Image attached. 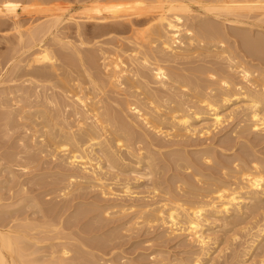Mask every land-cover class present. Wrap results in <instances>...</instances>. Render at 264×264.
Returning <instances> with one entry per match:
<instances>
[{
  "label": "bare ground",
  "instance_id": "1",
  "mask_svg": "<svg viewBox=\"0 0 264 264\" xmlns=\"http://www.w3.org/2000/svg\"><path fill=\"white\" fill-rule=\"evenodd\" d=\"M43 1L51 0H0V29L6 18L12 23L6 24L10 30L6 33L12 35L2 34L6 51L0 52V126L3 136L8 131L19 133L8 132L15 140L18 137L12 142L15 150L0 158V164H6L1 173L10 170L11 178L16 177L15 185L11 182L14 186L6 181L7 194H0V264H87L67 260L73 250L70 240L76 239L67 232L64 210L60 213L57 205L50 204L52 211L58 207L57 213L46 217L44 211L51 210L50 191L41 196L49 201L46 210H38L44 214L35 210L42 215L36 217L39 222L28 219V214L21 218L11 213L10 208L35 200L31 193L37 186L32 180L42 173L21 177L29 169L33 172L32 165L51 168L52 159L59 161L57 171L65 169L55 171L62 176L56 178L59 184H65L57 185L64 199L73 188L97 190L98 200L108 199L105 206L113 209H107L109 218L122 220L118 226L139 231L159 225L164 228L161 233L185 234L191 246H199L189 258L191 263L211 256L223 241L234 246L233 240L236 248L221 254L219 264H264V159L227 153L238 137L220 140L221 149L202 142L235 120L238 135L242 130H264V74L254 66L257 58L250 63V57L249 62L239 55L242 47L251 57L260 55L264 60V36L260 35L264 0H79L78 16L67 14V9L46 7ZM37 12L42 16L33 18ZM21 13L31 15L26 25ZM196 145L199 148L191 149ZM223 155L227 158L222 161ZM36 161L37 165L32 164ZM169 170H175L174 174L161 177ZM132 180H144L147 187L141 186L150 193L149 197L143 194L147 199L131 200L136 194ZM74 182L79 186L71 188ZM118 183L120 192L112 186ZM103 212L99 213L103 216ZM218 226L224 240L216 236ZM45 242L51 245L47 255L34 246ZM252 250H257L255 255ZM158 252V264L186 263ZM214 259L209 257L212 264Z\"/></svg>",
  "mask_w": 264,
  "mask_h": 264
},
{
  "label": "rangeland",
  "instance_id": "2",
  "mask_svg": "<svg viewBox=\"0 0 264 264\" xmlns=\"http://www.w3.org/2000/svg\"><path fill=\"white\" fill-rule=\"evenodd\" d=\"M72 1V2H71ZM28 3H29V1H27ZM49 2V3H48ZM56 2V3H55ZM28 3H26L25 1H24V4L26 5V4H28ZM61 3H64V4H61ZM43 4L46 6V7H52V8H63V9H65L64 11H66V9H67V14H73L74 13V15H76V16H78V14H79V12L81 11V4H82V2L80 1V3H79V0H51V1H47V3H46V1H43ZM57 4V5H56ZM40 5H42L41 3H40ZM39 5V6H40ZM44 5H42L43 6V8H45V6ZM80 5V6H79ZM36 7V6H35ZM37 7H38V5H37ZM62 9V10H63ZM70 9V10H69ZM80 9V10H79ZM79 11V12H78ZM78 12V13H77ZM37 14H38V16H42V13H34V17L33 18H37L38 16H37ZM41 14V15H40ZM43 14H45V13H43ZM24 17H23V16ZM30 16V18H31V15L30 14H25V13H21V16H20V18H21V21L26 25L27 23H28V20L30 19H28V16ZM8 18H6V21H10V20H7ZM26 20V22H24L25 20ZM28 19V20H27ZM6 21H5V23H6ZM6 23V24H9V23ZM37 22H39V21H37ZM10 23H11V21H10ZM6 24L3 26L4 28H2V29H5L6 28ZM11 25H12V23H11ZM65 25H67V24H64V26ZM9 27H10V24H9ZM2 29H0V31L2 32H0V52H4V51H6L5 50V47H6V45L4 46V42H5V44H6V39H4L2 36L3 35H9V33H10V36L12 35L11 34V32H8V33H6V30L8 31L9 29H8V27L4 30L5 31V33H3V30ZM10 31V30H9ZM12 31V30H11ZM14 31H12V33H13ZM257 32V31H256ZM3 34V35H2ZM257 34V33H256ZM264 34V30H263V33L262 32H260V35H261V37L262 36H264L263 35ZM3 38V39H2ZM3 42V43H2ZM2 49H3V51H2ZM242 50V47L239 49V51L241 52V54L239 53V55H240V58H242V55L246 58V60L247 61H249V59H250V63H253V61L256 59L257 60V62H254V66H255V68H257V69H260V71L258 72L259 74L260 73H262V74H264V60L262 59V58H260V55L257 57V56H253V57H251L250 56V52L249 51H247V50H245L244 51V48H243V50ZM243 51H244V53H243ZM247 51V52H246ZM248 54V55H247ZM0 56H1V53H0ZM243 57V58H244ZM250 57V58H249ZM242 58V59H243ZM244 58V59H245ZM255 58V59H254ZM1 59V58H0ZM2 60V59H1ZM1 60H0V70H1ZM255 60V61H256ZM260 61V62H259ZM256 63V64H255ZM258 63V64H257ZM225 64V63H224ZM224 64H223V66H224ZM262 64V65H261ZM226 65V64H225ZM257 65V66H256ZM253 66V67H254ZM262 69H263V71H262ZM238 75V74H237ZM236 75V78L238 77ZM237 80H240V77L239 78H237ZM0 121H1V118H0ZM237 120H235V121H233V122H231L230 124H228V127L227 126H224V127H222L221 129L222 130H224V132L223 131H221V129H217L212 135L213 136H211L209 139H204V138H202V142L204 143V145H213L214 147L216 146L218 149L220 148H222V144L221 143H219L220 142V140H222L223 138H231L232 140H234V138H236V137H238V138H236L235 139V141L236 142H232V144H233V146L231 145V147H232V149L231 150H227L226 152L227 153H233V154H237V155H239V156H241L242 155V157H244V154L245 155H254V156H258V157H260L261 159H264V130H262V131H259V130H257V129H255V130H252V131H250V130H245V128L243 127L242 128V126L240 127L241 128V130L242 129H244L245 131H244V133H242V131H240L241 133L238 135L237 134V130H235V122H236ZM1 123V122H0ZM199 124V123H198ZM201 124V123H200ZM197 126H199V125H197ZM227 127V128H226ZM3 128V127H2ZM2 128H1V126H0V134L2 135H0V137H2V138H0V143H3V142H1V139H3V140H6L7 141V139H8V141L5 143L4 142V144L5 145H10L9 143H11V145L10 146H5L4 144H0V158L3 156V155H10V154H6V153H12V152H10V150L11 151H14L15 150V148H11L14 144H15V142L14 143H12L13 141H16V140H18V137H17V139L15 140V138L14 137H11V136H18V130H17V133L15 132V131H13V132H11V131H8L7 129H6V131H8V132H10V133H12V134H10V133H8V132H6L7 134H8V137L6 136L7 134L6 133H4V134H6V135H4L3 136V132H5V131H1L2 130ZM225 128H226V130H225ZM230 128V129H229ZM234 128V129H233ZM240 128H238V131H239V129ZM5 129V128H4ZM237 129V128H236ZM235 131V132H234ZM249 131V132H248ZM14 132L16 133V134H14ZM251 132V133H250ZM262 132V133H261ZM227 133H229V134H227ZM232 133V134H231ZM235 133H236V135H235ZM10 134V135H9ZM215 134H216V136H215ZM245 134V135H244ZM260 136H259V135ZM258 135V136H257ZM6 136V138H4ZM10 136V137H9ZM223 136H225V137H223ZM228 136V137H227ZM257 136V137H256ZM253 138V139H252ZM12 139H14V140H12ZM197 139H198V137H197ZM196 139V140H197ZM9 140L11 141V142H9ZM194 140H195V138H194ZM199 141H201V139L199 138L198 139ZM204 140V141H203ZM205 140H206V144H205ZM213 140V141H212ZM244 141V142H242V141ZM263 140V141H262ZM198 141V142H199ZM212 141V142H211ZM262 141V142H261ZM9 142V143H8ZM202 142H200V143H202ZM240 142V143H239ZM255 142V143H254ZM203 143H202V145H203ZM216 143H218L217 145H216ZM221 144V145H220ZM243 144H245V145H243ZM256 144V145H255ZM240 145V146H239ZM247 145V146H246ZM1 146H3V147H1ZM7 147V148H5V147ZM198 145H196V147L195 146H192L191 147V149H195V148H199V147H197ZM220 146V147H219ZM242 146V147H241ZM245 146V147H244ZM11 148V149H9V148ZM237 147V148H236ZM3 149V150H2ZM5 149V150H4ZM8 149V150H7ZM12 149H14V150H12ZM170 149V148H169ZM242 149V150H241ZM8 152H7V151ZM164 150H166V149H164ZM238 150V151H237ZM250 150V151H249ZM253 150V151H252ZM2 151H5L4 153H2ZM220 151V150H219ZM240 151V152H239ZM251 151H252V153H251ZM258 153H257V152ZM225 152V153H226ZM256 152V153H255ZM247 153V154H246ZM261 156H260V155ZM230 155V154H229ZM224 156V155H223ZM221 156V159H222V161L225 159V157L227 158V156ZM231 156V155H230ZM168 157V156H167ZM246 158H248L247 156H245ZM162 158L160 157V159H159V161H162V163L164 162L163 160H161ZM45 160V159H44ZM48 160H50V159H48ZM53 161H55V160H57V159H52ZM51 160V161H52ZM43 160H41V162L40 163H43L42 162ZM52 161V163H53V165H52V163H50L51 165H50V167L51 168H49V166H48V168L50 169V170H48V168H41V169H39V167L38 166H40L41 164H39L38 166H36L37 168H38V170H37V168L35 169V165L33 166L32 165V167H34L33 169L31 168V170L34 172H32V173H30L31 171H30V169L29 170H27V172L29 171V173L28 174H25L24 176H22L21 177V179L23 180L24 178H28V176L30 175H35V174H37V173H42L41 174V176H38L36 179H37V181H36V179H34V180H32L33 182H36V186H37V191L35 190V187H34V184H32L31 185V187L33 186L34 187V190H35V192L34 191H32V195H34V198H35V200H26V201H24V203L22 202V203H20V205L18 204L17 206H14V208H15V210L13 209V207L12 208H10V209H12L11 210V213H12V215L13 214H15V216H17V214H18V217H20L21 216V218H26L28 215V219H32L33 218V220H37V216H38V218H42V215L41 214H44V213H46V215H48V216H46V217H50V216H52V215H54L55 214V212H56V210L58 211V212H60V211H62V213H63V210H64V213L65 214H62V217L65 219L66 218V225L68 226H66L67 227V229L69 228V230H67V232H72L73 233V237H74V239H76V240H74V241H72V240H70V242H71V245H73L72 247H70V250H71V248H73V250H71V252L68 254V255H66L67 256V260L69 261H74V262H83V263H85V261H87L86 263L87 264H89V263H91V264H95V262H93L94 260H96V261H98L96 264H104V262H105V264H155L156 263V261H157V264H158V262H159V260L160 259H158L159 257H161V256H156L157 255V252L159 251V252H161V253H159V254H165V256H168V257H171V258H174V257H176V258H181V259H184V261H180V262H183V263H185V264H195V263H191V262H189L191 259H189V258H192L193 259V255H194V253L196 252V247H197V249L199 250V246H197V244H192V246L190 245L191 243V241H186L187 239H186V235L184 234H182L181 236H179L178 234H175V236L173 235L174 233H166L167 235L168 234H170V235H166V234H164V233H161V232H163L164 231V228H163V226H161V227H159V225H158V227L156 226V227H154V230H153V228H151L152 229V231H151V229H149L150 230V232H149V230L147 229V227H141V228H139L140 230L138 231V230H136V228H132L131 226L130 227H128V226H126V228H124L122 225H121V227L120 226H118V225H120V223L122 222V220L120 221V220H117V218L115 219L114 218V216L113 215H111L110 217H112L113 216V218H109V211L110 212H112L113 211V209H109V208H107L106 206H105V204L108 202V199H104V201H99L98 199H99V197L101 198V196H99L98 195V191L97 190H92V191H89L90 189H86L85 190V188H83L82 186V189L81 188H75V190H74V188H73V186L75 187L76 185L77 186H79V184H78V182L77 183H73L72 184V186L70 185V187L71 188H73L72 190L74 191H72L71 190V188L69 189V191H72V192H69L70 193V195L69 194H67V196L65 195V197L67 198V200L70 198H74V195L77 193V195L78 196H76L77 198H75V199H72V200H66V198L64 199V196H62L63 194H61V195H59L58 194V191H60V188L61 187H64V185L65 184H62V183H60L59 184V179H57L56 180V178L58 177H62L60 174H58V173H56L57 175H55V171L56 172H58V171H61V169L60 170H58L57 171V169H59V168H57V165H56V163L57 162H59V161H55V162H53ZM225 162H227V161H225ZM1 163V162H0ZM39 162L38 161H36V162H33L32 164H38ZM160 163V162H159ZM161 163V164H162ZM58 164V163H57ZM1 165V164H0ZM56 165V166H55ZM52 166H54V167H56V168H54V167H52ZM2 167H6V164L4 165V164H2L1 166H0V168H2ZM54 170H53V169ZM46 169V170H45ZM39 170H41V171H39ZM45 170V171H44ZM62 170L63 171H61V172H65V169L64 168H62ZM50 171H51V173H50ZM173 171V172H172ZM171 172H170V170L168 171V173H167V171L164 173V175L163 176H161V177H164V176H167L168 174L169 175H172V174H174V172H175V170H172ZM5 172H8L7 174L6 173H4V172H2V173H4L3 175H1L0 176V182H1V184H0V187L2 186V189H0L1 191H0V194H1V192H2V194L4 193V192H6V194H7V192H8V190H7V186H11V184L13 183H15V181H16V177H15V179L14 178H11V176H10V174H9V172H10V170L9 171H5ZM19 173H20V171H18ZM45 172H48L46 175H44L43 173H45ZM67 172H69V171H67ZM66 172V173H67ZM178 173H182V172H180V171H177ZM0 173H1V169H0ZM1 173V174H2ZM22 173H24V172H22ZM48 174H50V178H48ZM129 174H131V173H129ZM8 175L10 176V177H8ZM27 175V176H26ZM32 175V176H33ZM45 176V177H47L49 180H46L47 178H45L44 177V180H43V176ZM182 175V174H181ZM3 176V177H2ZM5 176H7L8 177V179H10V180H8V179H5L6 177ZM29 176V177H30ZM124 175H122V179H125V177H123ZM125 176H128V174L127 175H125ZM133 175H131V178H134V177H132ZM2 177V178H1ZM5 177V178H4ZM110 177H112V175L110 176ZM128 177H130V176H128ZM130 178V179H131ZM5 181H3V180ZM14 180V182L13 181H11V180ZM38 179H40L41 180V182L43 181V183L44 184H42V185H44L43 186V188L42 189H39L38 190V188H41V184H38L39 185V187H38V185H37V182L38 183H40V180H38ZM50 179L52 180V181H50ZM25 180V179H24ZM46 180V181H45ZM6 181H10V182H8L9 184L7 185L6 183ZM18 181V180H17ZM114 182V183H116L114 180L112 181V180H109V182ZM134 180H132V182H133ZM12 182V183H11ZM50 182V183H49ZM52 182V183H51ZM119 182V181H118ZM121 182H123V180H120V183ZM143 182H144V180L143 181H141V183L140 182H133L132 184H131V190L132 191H135L134 193H136V194H134V197H133V199L131 198V200L132 201H137L138 200V198H140V196H144V195H146L147 194V196L150 194L149 193V191H146V190H144L143 189V187L144 188H146L147 186L146 185H144L143 184ZM11 183V184H10ZM47 183H49L50 184V186L51 185H53L52 186V188L54 187V189L55 190H53L50 186H49V184H47ZM120 183H118L119 184V186H118V184H115V185H112L114 188H115V190H116V188H119L120 190H122V188H120L121 187V185H123L122 183H121V185H120ZM138 183H140V184H138ZM3 184V185H2ZM7 185V186H4V185ZM12 184V185H13ZM138 184V185H137ZM15 185V184H14ZM13 185V186H14ZM41 185V186H40ZM60 187V188H58V186ZM141 185H144L143 187L141 186ZM48 186V187H47ZM76 186V187H77ZM116 186H118V187H116ZM137 186V187H136ZM139 186H141V188H138ZM6 187V188H5ZM32 187V188H33ZM45 187V188H44ZM7 190H5V189ZM47 188V189H46ZM56 188H58V189H56ZM82 190V191H80V190ZM119 189H117V190H119ZM86 192H85V191ZM116 190V191H117ZM120 190L119 191H117V192H120ZM147 190H150L151 191V188L150 187H148L147 188ZM4 191V192H3ZM40 191H41V193H40ZM49 191H50V194L48 195V193H49ZM54 191H56V193L54 192ZM80 191V192H79ZM136 191H139V192H136ZM140 191L142 192V193H140ZM144 191H146V192H144ZM34 192V193H33ZM53 192V193H52ZM81 192H83V194L85 195V196H83L82 195V193ZM89 192V193H88ZM37 193H38V195H37ZM39 193H40V196H39ZM51 193H52V195H51ZM60 193H62L61 191H60ZM79 193H80V195H79ZM86 193V194H85ZM138 193H140V195L138 194ZM144 193H146V194H144ZM44 194V195H43ZM48 195L49 197H50V199L52 200V198L54 199V202H53V200H52V203H51V200H50V203H49V201H47L49 204H47V202H45L46 200H47V198L45 199V198H41V196L43 195V197H45V195ZM59 196H58V195ZM137 194H138V196H137ZM144 194V195H143ZM35 195H36V197H35ZM46 195V196H47ZM51 195V196H50ZM57 195V196H56ZM73 195V196H72ZM89 195V196H88ZM97 195V196H96ZM79 196L81 197L80 199H79ZM96 196V197H95ZM99 196V197H98ZM137 196V197H136ZM147 196H144V198H142V199H147ZM38 197H40V198H38ZM56 197H59V198H57L56 199ZM83 197V198H82ZM120 197V196H119ZM124 197V196H123ZM123 197H121V198H119L120 200L123 198ZM136 197V198H135ZM149 197V196H148ZM61 198V199H60ZM127 199H130V198H128V197H126ZM41 199H45V200H43L44 202H42V200ZM58 199H60L61 201L60 202H57V200ZM63 199H64V201H63ZM77 199V200H76ZM102 199H103V197H102ZM141 199V198H140ZM38 200V201H37ZM75 200V201H74ZM82 200V201H81ZM122 200H124V201H126V199H125V197L122 199ZM35 201H36V203H35ZM41 201V202H40ZM56 201V202H55ZM59 201V200H58ZM98 201V202H97ZM107 201V202H106ZM110 201V200H109ZM128 202H129V200H127ZM26 202H28L27 204H26ZM33 202V203H32ZM37 202H38V204H37ZM68 207H70V208H67L66 206H63V203ZM68 202H70V204H68ZM102 202V203H101ZM110 202H115V200H111ZM29 203H32V204H29ZM45 203L48 205V207H50L51 208V210H49L48 212H50V211H52V208L53 207H55L56 205L59 207H56V208H58V209H56V208H54V209H56V210H54L53 209V211H55V212H53L52 211V214H51V212H50V214L47 212V208H46V206L47 205H45ZM55 204L54 206L52 205V204ZM57 203V204H56ZM58 203H62L61 205H59ZM104 203V204H103ZM21 204H22V206H21ZM42 204V205H41ZM50 204L53 206V207H51L50 206ZM68 204V205H67ZM81 204L83 205V206H81ZM96 204H97V206H99V207H97L96 206ZM100 204V205H99ZM23 205H26V207H24ZM27 205H28V207H27ZM40 206V207H37V206ZM101 205H104L105 207H102V208H105L106 210H101L100 211V207H101ZM19 206V207H18ZM34 206V208H35V206H36V208L34 209V208H32ZM42 206V207H41ZM91 206V207H90ZM16 207H17V210H16ZM66 207V208H65ZM97 207V208H96ZM21 208H23L22 210H24V208L25 209H27V210H25L27 213H25L24 211V213H25V215H24V213L22 212V210H21ZM39 208V209H38ZM44 208H45V210H46V212L44 211V213H41L40 211L38 212V210H44ZM64 208V209H63ZM61 209V210H60ZM65 209H66V211H65ZM109 211H108V210ZM35 210H36V212H38V213H41L40 215H38V214H36V212H35ZM60 210V211H59ZM79 210H81V211H79ZM15 211H17V212H15ZM70 211V212H69ZM89 211V212H88ZM92 211V212H91ZM102 211H105V212H103L104 214H103V216L104 217H108V219L107 218H104L101 214H102ZM22 212V213H21ZM74 212V213H73ZM76 212V213H75ZM101 214H100V213ZM23 214V215H21V214ZM34 213V214H33ZM57 213V212H56ZM61 213V212H60ZM98 213L102 216V218L103 219H107L109 222H110V219H112V223L110 222H108V221H106V220H103L99 215H98ZM105 213H107L108 214V216H107V214H106V216H105ZM0 214H1V212H0ZM28 214V215H27ZM27 215V216H26ZM67 215V216H66ZM98 215V216H97ZM23 216V217H22ZM26 216V217H25ZM55 216V215H54ZM97 216V217H96ZM46 217L45 218H43V219H45L46 220ZM35 218V219H34ZM98 218H100V219H102V221L100 222V221H98ZM30 219V220H31ZM42 219V221H44ZM115 219V220H114ZM38 222H39V219L37 220ZM41 221V220H40ZM218 221V220H217ZM216 220H215V222H216V224H220L219 222L220 221H218L217 222ZM107 222H108V224H107ZM120 222V223H119ZM115 223V224H114ZM118 223V224H117ZM222 223V222H221ZM117 224V225H116ZM122 224V223H121ZM131 225V224H130ZM121 229H120V228ZM220 226H218L217 227V230H219L220 231V229L222 228V227H220ZM100 228V229H99ZM117 228V229H116ZM160 228H163V229H160ZM119 229V230H118ZM131 229L132 230H134V231H131ZM138 229V228H137ZM75 230V231H74ZM216 229H215V231H217ZM74 231V232H73ZM111 231V232H110ZM146 231V232H145ZM105 232V233H104ZM137 232V233H136ZM243 232V231H242ZM241 232V233H242ZM111 233V234H110ZM132 235H131V234ZM219 233H221V235L219 234ZM97 234V235H96ZM99 234V235H98ZM108 234V235H107ZM165 236H167V237H164V235ZM217 234L218 235H216L217 236V238H218V240L220 241V240H222V238H223V240H224V238L226 237V236H224V234H223V232L222 231H220V232H217ZM105 235V236H104ZM110 235V236H109ZM130 235V236H129ZM178 235V236H177ZM230 235V234H229ZM229 235H227V236H229ZM231 236V235H230ZM76 237V238H75ZM96 237V238H95ZM88 238H89V240H88ZM92 238V239H91ZM97 238H99L98 240H97ZM78 239V240H77ZM116 239V240H115ZM77 241H78V243H77ZM80 241V242H79ZM100 241V242H99ZM110 241H112V242H110ZM73 242V243H72ZM82 242V243H81ZM189 244H188V243ZM228 242H230V241H228ZM233 242V243H232ZM258 242V241H257ZM256 242V243H257ZM48 243H50V242H45V243H43L42 245H34L35 247H37L38 248V246H40V251L42 252V254L43 255H47V253H45V252H48V251H50V247H51V245H49ZM116 243V244H115ZM193 243V242H192ZM231 243L232 244H234V246H232V245H230V243H227L228 245H230V247L223 241V243L221 244V246L220 247H222V249L219 247V250L221 249L222 251L221 252H219V250L218 249H216V250H214L215 248H213L212 249V254H211V256L209 255V256H205V257H203V260L201 261V262H199V263H196V264H210L211 262H212V260H210L209 261V257L211 258L212 256L215 258L214 259V261H215V264H219L220 262H221V260H222V256H224V254H225V256L227 255V253H229V251H231L232 250V248L233 247H235V245H236V243L232 240L231 241ZM47 244V245H46ZM115 244V245H114ZM118 244V245H117ZM120 244V245H119ZM70 245V246H71ZM76 245V246H75ZM106 247H105V246ZM227 245V247H228V249L229 250H227L226 248L227 247H223V246H226ZM30 248H32L33 247V249H37V248H34V246L33 245H31L30 244ZM43 246V247H42ZM101 246H103V247H101ZM119 246V247H118ZM195 246V247H194ZM79 247V248H78ZM100 248V249H98V248ZM115 247V248H114ZM29 248V251L30 250H32V249H30ZM231 248V249H230ZM236 248V247H235ZM243 248V246H241V248L240 249H242ZM49 249V250H48ZM226 249V252H224V250ZM43 250V251H42ZM51 250H52V248H51ZM85 250V251H84ZM88 250H90V251H88ZM161 250V251H160ZM162 250H163V252H162ZM190 250V251H189ZM195 250V251H194ZM218 250V251H217ZM254 250V249H253ZM251 251L252 253L251 254H254L255 255V253H256V251L257 250H255V252L254 251ZM39 251V249H38V255H40V256H42V254H40L41 252ZM79 251H81V252H79ZM191 251H194V252H191ZM44 252V253H43ZM77 252V253H76ZM86 252V253H85ZM156 252V253H155ZM88 253H90V254H88ZM218 253V254H217ZM224 253V254H223ZM162 254V255H163ZM221 254H223L222 256H221ZM251 254H249V261H252L251 259L252 258H250L251 257ZM37 255V256H38ZM82 255V256H81ZM192 255V256H191ZM217 256V259H216V257L215 256ZM221 256V259H220V261H219V257L218 256ZM39 256V257H40ZM69 256V257H68ZM71 256H72V259H71ZM86 256V257H85ZM49 257V256H48ZM48 257H44V259L45 260H48V259H46V258H48ZM74 257H79V258H76V260H73V258ZM83 257V258H82ZM93 257L95 258V259H93ZM69 258V259H68ZM88 258H90V259H88ZM91 258L93 259V261L91 260ZM100 258V259H99ZM207 258V259H206ZM85 259V260H84ZM89 260H91V261H89ZM105 260V261H104ZM110 260V261H109ZM223 260H224V257H223ZM219 261V262H218ZM114 262V263H113ZM188 262V263H187ZM212 264V263H211Z\"/></svg>",
  "mask_w": 264,
  "mask_h": 264
}]
</instances>
